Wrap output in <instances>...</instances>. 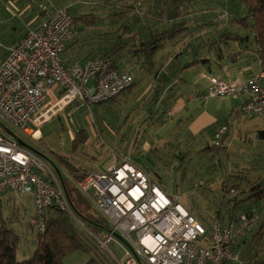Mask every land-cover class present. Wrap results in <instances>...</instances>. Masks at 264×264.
<instances>
[{
    "label": "rangeland",
    "instance_id": "obj_1",
    "mask_svg": "<svg viewBox=\"0 0 264 264\" xmlns=\"http://www.w3.org/2000/svg\"><path fill=\"white\" fill-rule=\"evenodd\" d=\"M114 2L110 7L104 8L101 6L102 0H0V58L7 48L24 36L27 28L35 23L42 12L56 7L68 8L75 17L86 13L106 17L123 9L126 4L135 6L137 10L140 7L132 20H107L95 26L75 25L65 54L77 60L111 50L120 37L126 43L138 42L150 27L159 29L166 25L165 22L144 19L142 12L147 5H140L139 0ZM246 12L240 0H190L184 4L182 10V19L189 21V31L180 42L165 49L168 54H172V60L168 63L170 70L160 69L157 77L147 76L139 72V63L131 58V54L123 52L120 65L124 69L132 70L138 81L117 95L115 103L94 105L91 108L74 104V107L80 108L72 113V118L58 113L40 125L38 140L5 122L3 124L21 137L47 164L60 165L61 177H66L72 185L67 177L71 175L72 169L80 172L105 171L115 160L129 158L132 162H140L146 167L150 177L167 193L178 195L180 201L205 225L217 219L223 224L234 221L233 206L229 204L230 201L227 203L228 196L233 197L234 205L240 211H236L237 214L253 210L262 215V221L260 226L258 224L259 227L255 226L248 235L243 236L244 241L242 239L237 243L238 259L227 264H264V200L243 201L250 184L259 178L264 179V116H248L240 110L233 113L232 104L236 101L240 103L244 96L226 99L207 96V102L206 99L202 101L199 112L202 113L207 108L213 109L217 121L215 126L206 127L197 136L204 138L201 146L185 139L172 140V136H176L173 135V128L178 119L182 130L179 138L186 136V126L181 124L182 117L177 116L179 118L175 119L171 116L170 105L166 107L168 88L163 84L169 73H176L174 65L179 57L185 53L190 54V50L222 46L233 47L231 51L236 52L245 45L235 40L232 43L233 39L227 40L222 34L231 32L247 35L249 49L256 52L254 35L230 21L234 16H244ZM166 52L161 55L160 61L166 56ZM242 62L244 65L251 63L253 71L256 74L259 72L257 55L251 57L245 52ZM210 65L213 69H218L212 61L200 63L194 69L186 68L182 74V71L178 73V77L181 76L184 80L180 87L184 89L185 97L190 99V108L183 111L184 115L196 110L198 101L192 97L199 93L197 91H200V96L208 93V86L202 83L198 74L207 72ZM220 69L218 71L223 72ZM136 72L140 75H136ZM70 111L72 107L68 106L63 113ZM224 124L229 127L226 136L228 138L222 147H214L217 141L215 132ZM79 130L86 131L88 137L85 143H78L74 147L73 139ZM207 146L211 149L204 151ZM61 157L70 163L72 169L65 165ZM78 179L75 178L76 181ZM224 182L228 184L227 190L222 186ZM231 188L236 189L231 192ZM71 194L76 196L75 187L71 186ZM78 194L81 201L85 200L80 192ZM237 197L244 199L237 201ZM241 201L243 202L240 203ZM87 207L90 214L102 218L92 205L88 203ZM33 212L32 198L26 193H16L10 203L0 205V224L6 222L19 235L16 249L19 260L31 257L37 246V229L33 221L32 227L29 225ZM49 212L53 214L56 211L51 209ZM66 214L70 216L89 251L76 250L63 259V264H85L92 257L105 264H112L113 259L108 249L100 247L86 227L79 224L69 213ZM86 224L102 240H106V229H95L88 221ZM109 248L120 258L124 257V247L119 242H110Z\"/></svg>",
    "mask_w": 264,
    "mask_h": 264
},
{
    "label": "built area",
    "instance_id": "obj_2",
    "mask_svg": "<svg viewBox=\"0 0 264 264\" xmlns=\"http://www.w3.org/2000/svg\"><path fill=\"white\" fill-rule=\"evenodd\" d=\"M73 30L74 17L68 8L44 11L0 58V193L32 197L33 224L40 234L46 231L49 210L69 213L100 247L108 249L114 264L235 262L239 256L237 239L262 221L258 212H242L237 222L229 225L218 219L205 225L178 195L167 193L145 169L125 158L115 160L105 171L88 172L78 181L67 175L106 222L105 226L95 225V229L108 233L102 240L73 208L61 166L47 164L35 150L21 145L6 131L9 127L3 122L38 140V127L58 113L72 118L76 109L108 102L134 82L132 72L117 69L100 55L67 65L63 55ZM208 95L244 96L240 111L264 116V70L260 68L244 80L213 76ZM68 106L72 111L63 113ZM228 130L224 124L215 132L217 145ZM110 242L124 247L123 258L109 248Z\"/></svg>",
    "mask_w": 264,
    "mask_h": 264
},
{
    "label": "trees",
    "instance_id": "obj_3",
    "mask_svg": "<svg viewBox=\"0 0 264 264\" xmlns=\"http://www.w3.org/2000/svg\"><path fill=\"white\" fill-rule=\"evenodd\" d=\"M117 0H104V4H112V2ZM151 4L144 11L145 16H149L160 22H166L167 24L159 29L151 30L146 35H143L138 42L125 43L123 38L120 37L112 49L109 51L100 54L105 59L113 64L114 67L120 70H125L120 68L119 63H117L116 58L122 57V52L126 51L131 54L132 59H136L140 62L141 69L149 76L157 77L158 72L160 71L163 61L156 59V56L160 50L164 48L167 42H179L180 38L189 31L188 22L179 21L178 19L182 16L183 6L186 2L190 0H150ZM233 1V0H230ZM242 5L246 8V14L244 16H234L230 19L231 23L237 24L247 30L248 32L254 35V41L257 46L258 57L260 59L261 69L264 70V0H240ZM127 10L115 11L112 14L106 16L112 21H118L128 16L130 12H134L135 8L124 6ZM132 8V10L128 9ZM70 11V10H69ZM71 12V11H70ZM72 14V12H71ZM44 15V12L37 18L38 19ZM73 15V14H72ZM74 27L75 25L84 24L92 25L98 23L102 20L99 16H95L91 13L82 14L80 16H74ZM172 21L171 23H169ZM36 23V22H35ZM32 26V25H31ZM30 27V26H29ZM26 33V32H25ZM25 35V34H24ZM222 37L229 40L233 39L235 41L248 42L249 38L247 35L241 36L238 33L232 34L228 32L222 34ZM181 38V39H182ZM99 56V55H98ZM200 59H197L193 62H187L184 66H180L178 69L179 73L186 68H189L200 62ZM160 64V65H158ZM163 64V63H162ZM126 71V70H125ZM135 84L134 82L128 88L132 87ZM127 88V89H128ZM126 89V90H127ZM125 90V91H126ZM124 92V91H123ZM122 93V92H121ZM120 93V94H121ZM116 98V97H115ZM115 98L111 99L104 104H109L114 101ZM228 133V132H227ZM262 134H264L262 132ZM227 134H225L226 136ZM222 137V143L217 145L215 143L214 147H222L224 142V137ZM88 134L84 130H79L76 137L73 139L74 147L78 143H85L87 140ZM210 146L205 147L204 151H209ZM65 165L72 169V166L62 157L60 158ZM88 172H80L75 169L71 170V176L74 178L78 177V180L83 179ZM64 186L67 190V193L70 197L71 203L75 211L83 218L85 221L89 222L92 227L95 228V225L105 226L106 222L99 217H95L89 212L88 202L86 199H80L78 191L76 190V196L71 194V186L74 187L67 178H63ZM225 183V184H224ZM222 186L228 188L227 182H224ZM227 184V185H226ZM226 188V190H227ZM233 189V188H231ZM236 189V188H234ZM244 198L238 199L243 200ZM249 200H264V179L259 178L250 184V189L247 191L245 201ZM230 201V205L233 206V216L234 221L237 222L240 214L238 215L235 212L234 199H227V203ZM236 201V200H235ZM241 201L240 203H242ZM239 203V204H240ZM224 204L226 202L224 201ZM238 204V205H239ZM87 205V206H86ZM87 208H86V207ZM56 212L53 214L48 211L46 219V231L43 234L37 233V246L31 257L19 260L17 258V245L19 242V235L13 228H9L6 222L0 224V264H63V259L76 250L89 251L88 245L85 243L81 237L79 231L74 226L71 218L65 211L54 209ZM253 211V210H251ZM245 211V212H251ZM235 212V213H234ZM242 213V212H241ZM232 221V222H234ZM234 222V223H235ZM264 226V223H263ZM85 264H105L101 260L92 257ZM108 264V263H107ZM114 264V263H112Z\"/></svg>",
    "mask_w": 264,
    "mask_h": 264
},
{
    "label": "crops",
    "instance_id": "obj_4",
    "mask_svg": "<svg viewBox=\"0 0 264 264\" xmlns=\"http://www.w3.org/2000/svg\"><path fill=\"white\" fill-rule=\"evenodd\" d=\"M117 1L123 2L125 0H117ZM151 2L152 1H150V0H139L140 5H141V3H143V4H146L147 7L151 4ZM112 3H115V2H112ZM111 5L112 4H110V5L109 4H104V0H102V3H101L102 7L106 8V7H110ZM124 6L133 7V6H130L128 4H126ZM147 7H146V9H147ZM56 8H62V7H56ZM133 8H135V11L134 12H130L128 14V16L123 18V19L132 20L134 18V15H136V13L138 11H140V9H139L140 7L138 8V10L136 9L135 6ZM128 9L132 10V8H128ZM122 10H127V9L123 7ZM144 11L142 12L143 16H145L144 15ZM86 14H88V13H86ZM91 14H93L95 16H99L102 19L98 23H103V22H107V20H110V19H108L105 16H100V15L95 14V13H91ZM182 16H183V14H182ZM182 16H181V18L178 19L179 21H184L182 19ZM37 18H36V20H37ZM123 19H121V21ZM144 19L152 20L154 22H160V21H157V20H155L153 18H150L149 16L148 17L145 16ZM35 22L37 23L38 21H35ZM171 22L172 21H170L169 23H171ZM186 22H188V26H189V21H186ZM36 23H34L32 25H35ZM98 23H95V24H92V25H87V26H95ZM149 27L150 26H148V28ZM151 30H154L153 27H150L149 31L147 33H149ZM128 31H130V30H128ZM147 33H145L144 35H146ZM181 38H180V40H181ZM70 40L67 42V46H68ZM231 42L234 43V40H232ZM237 42H239V41H237ZM239 43H241V41ZM242 44H245V45H242L244 48L242 46L239 47L236 50V52L234 51L235 53L233 51H231V50L234 49L233 47L232 48H223L222 46L221 47L217 46V47L213 48V47H208L207 46L205 48L198 47L194 51L190 50V54L185 53V54H182L179 57V60L176 62V65H174L176 73H174V74L173 73L172 74L169 73L167 75V77L165 78L166 79L165 83H163L168 88V91L166 93V98H167L166 99L167 104H165L166 107H168V105H170L169 112L171 113V116H174L175 119L179 118L177 116L182 117V118H180L181 124L186 126V131H185L186 136L183 137V138H179V134H180V132H182V130L180 128L179 119H178V121L176 123V126L173 128V131H174L173 135L176 134V136H172V140L175 139L177 141V140H184L185 139V140L196 142V144L199 143L198 145L201 146V144L203 143V139L204 138H198L197 136L206 127H212L215 124V122L217 121V118L215 117V111L213 109L207 108L206 110H203L202 113L199 112V110H200L199 106H201V103H203L202 101H204L206 99L205 101L207 102V99H208L207 96H209L208 93L207 94H201V96H200L199 95L200 91H197L199 93L198 94L196 93V95H194V97H192L193 100L195 99L196 102L198 101V104L196 105V110L194 111L195 113L194 112H190V113H187V115L183 114V111L189 110V108H190L189 107L190 99H187L185 97L184 89H182L180 87L181 81H184L181 76L178 77L179 76V74H178L179 70L178 69L180 68V66L182 67L187 62H193V61H195L197 59H200L201 60L200 62H197L196 64H194L193 66L188 68V69H194V67L199 65L200 63H210V62L214 61L215 64L218 66V69H213L212 65H210L208 67V69H207V72L203 71L202 73L198 74V78L202 81V83H205L206 86H208V88H207L208 91H209V88L211 86V77H213V76H215V77L217 76L219 78H222V79H225V80H230V81L247 79V78L255 75L256 72L253 71L251 63L244 65V63L242 62V58H244V53L248 52L249 56H251V57H256V55H257L259 64H260V59L258 57V52L257 51L256 52L255 51L252 52L251 49H249L250 47H249L248 43L243 42ZM170 45L172 46L173 42H167L166 45L164 46V48L158 52V54L156 56V59H160L161 55H164V53L166 52L165 49L166 48L168 49ZM66 51H67V48H66ZM66 51H65V53H67ZM167 51H169V50H167ZM123 52H126V51H123ZM65 53H64L63 57H64L65 63L67 65H70V64H73V63H76V62H83V61H85V60H87L89 58H92V57H89V58H86V59H83V60H77L74 57L71 58V57L66 56ZM171 55H172L171 53L168 54V52H166V56L162 57V61H163L162 63L163 64L161 63V65H162L161 68H163L165 70L166 69L170 70L169 69L170 65H168V63H170V61L172 60ZM121 58L122 57L116 58V60H117L116 62L119 63V65H120V62L122 61ZM135 61L137 63H139V66H138L140 68L139 72H141V73L143 72V74L147 75L141 69L140 62H138L136 59H135ZM158 65H160V64H158ZM120 68L124 69L121 65H120ZM220 68H222L223 72L218 71V70H221ZM260 68H261V65H260ZM125 70L133 72L132 70H128V69H125ZM184 71L185 70H183L181 72V74ZM139 72H136V75H140ZM147 76H149V75H147ZM135 79H136L135 80V83H136L138 80H137V78H135ZM157 90L158 89H156V91ZM163 90H164V88H163ZM162 94H163V91H162ZM209 97H216V96H209ZM219 98L226 99L228 97H220L219 96ZM244 100H245V98H242L240 103H238L236 101V102H234L232 104V112L233 113H238V110H240V106H241V104L243 103ZM112 102L115 103L116 101L114 100ZM219 106H221V104H219ZM226 136L224 137V141H226V139L228 138V137L226 138ZM223 144H224V142H223ZM135 164L146 170V167L142 166L140 162H136ZM15 194L16 193H12V192L0 193V205H2L4 203H10L12 201V196L15 195ZM229 199H231V197ZM32 202H33V200H32ZM14 205H15V203H14ZM236 211L240 213L238 207L235 208V212ZM34 214H35V207H34V212H33L32 219L29 221L30 227H32V225H33L32 221H33ZM234 222L229 221V222L225 223L224 225H229V224H232ZM260 225H261V222L259 223V226ZM8 227L9 228H13L11 225H8ZM242 239H243V236L238 237L237 243H239V241L242 240ZM243 241H244V239H243ZM237 243H236V245H237ZM237 246H236V248H237Z\"/></svg>",
    "mask_w": 264,
    "mask_h": 264
},
{
    "label": "water",
    "instance_id": "obj_5",
    "mask_svg": "<svg viewBox=\"0 0 264 264\" xmlns=\"http://www.w3.org/2000/svg\"><path fill=\"white\" fill-rule=\"evenodd\" d=\"M6 131H7L10 135H12L14 138H16V139L18 140V142H19L21 145H23V146H25V147H28V148H31L26 142H24L20 137H18L17 134H16L15 132H13L11 129L6 128Z\"/></svg>",
    "mask_w": 264,
    "mask_h": 264
}]
</instances>
